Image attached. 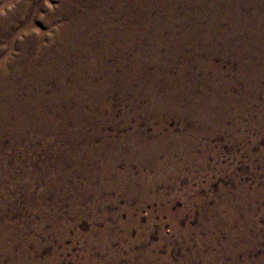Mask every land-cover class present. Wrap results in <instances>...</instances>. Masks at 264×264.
<instances>
[{"label": "rangeland", "instance_id": "374dc122", "mask_svg": "<svg viewBox=\"0 0 264 264\" xmlns=\"http://www.w3.org/2000/svg\"><path fill=\"white\" fill-rule=\"evenodd\" d=\"M73 1L0 0V23L20 17L0 57L27 40L51 46ZM246 61L215 55L218 77L181 79L226 115L154 118L146 100L116 90L31 143L1 136L0 224L11 223L1 264H264V77Z\"/></svg>", "mask_w": 264, "mask_h": 264}, {"label": "bare ground", "instance_id": "6f19581e", "mask_svg": "<svg viewBox=\"0 0 264 264\" xmlns=\"http://www.w3.org/2000/svg\"><path fill=\"white\" fill-rule=\"evenodd\" d=\"M74 1L51 46L27 40L18 57H0V137L28 136L31 143L59 120L81 116L85 105H102L116 90L146 100L154 118L174 111L201 120L226 115L221 103L209 106L180 83L193 70H213L218 77L221 65L212 56L219 54L231 64L247 60L243 70L256 80L264 77V0H93L83 11H76L83 0ZM19 18L0 23V42L18 29ZM35 47L42 51L32 54ZM187 95L192 104H181Z\"/></svg>", "mask_w": 264, "mask_h": 264}]
</instances>
